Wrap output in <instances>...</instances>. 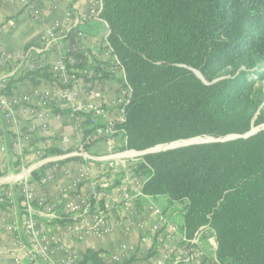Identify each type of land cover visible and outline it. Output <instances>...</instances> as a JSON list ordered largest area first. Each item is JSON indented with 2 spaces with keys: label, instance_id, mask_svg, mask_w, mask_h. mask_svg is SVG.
<instances>
[{
  "label": "trees",
  "instance_id": "1",
  "mask_svg": "<svg viewBox=\"0 0 264 264\" xmlns=\"http://www.w3.org/2000/svg\"><path fill=\"white\" fill-rule=\"evenodd\" d=\"M99 16L108 25L107 39L124 71L119 83L130 87L122 105L124 119L114 124L124 138L118 151L241 135L264 124V0H102ZM66 65L91 67L83 61ZM106 66L115 63L108 59L93 65L100 71L95 77L111 76ZM42 79L56 80L52 67L11 77L3 94L11 95L22 81ZM78 114L90 124L89 113ZM92 132V127L86 128L83 138ZM58 153V148L49 147L45 156ZM140 157L143 163L135 170L146 177L140 192L181 203L180 230L185 237L208 226L214 231L220 264H264V128L247 137L187 144ZM98 204L105 209L101 200ZM72 220L66 216L58 221Z\"/></svg>",
  "mask_w": 264,
  "mask_h": 264
},
{
  "label": "crops",
  "instance_id": "2",
  "mask_svg": "<svg viewBox=\"0 0 264 264\" xmlns=\"http://www.w3.org/2000/svg\"><path fill=\"white\" fill-rule=\"evenodd\" d=\"M30 1L38 11L37 20L31 18L21 0L0 3V62L40 43L75 9L84 18L77 26L81 34L72 32L57 41L56 49L43 60L53 67L60 49L66 53L67 64H79L82 59L91 66L69 68L78 74L72 76L71 90L81 110L91 111L103 101L116 99L121 85L119 71L107 66L111 76L95 77L92 69L91 55L109 32L107 23L95 16L94 0ZM55 89L52 81L44 79L17 83L6 96L17 101L12 118L5 120L0 113V201L9 203L4 208L0 204V264H61L67 258L73 264H115L131 257L135 259L129 264H213L216 241L208 231L198 244L180 238L181 203L140 192L143 182L138 180L145 175L131 173V161L124 159L130 156L126 155L129 150H117L124 144L120 131L111 137H98L88 146V152L103 157L101 160L80 161L78 156H69L82 134L64 98L53 96ZM43 95L52 101L44 102ZM53 106L63 112L55 113ZM115 108H108L107 118L118 117ZM106 117L96 119L102 123ZM49 147L61 153L45 156ZM25 185L32 189L35 237L24 226L29 220L21 209L25 208ZM95 191L105 207L101 221L92 213L68 223L58 221L72 218V207H80ZM160 217L164 222L156 232L153 226Z\"/></svg>",
  "mask_w": 264,
  "mask_h": 264
},
{
  "label": "built area",
  "instance_id": "3",
  "mask_svg": "<svg viewBox=\"0 0 264 264\" xmlns=\"http://www.w3.org/2000/svg\"><path fill=\"white\" fill-rule=\"evenodd\" d=\"M5 0H0V3ZM23 1V4L25 6V9H27L29 15L32 19L37 20L39 19V14L37 9H35V5L30 0H21ZM95 2V16H99V13L102 10V0H94ZM100 17V16H99ZM102 19V18H101ZM84 18L82 15L76 11L75 9L68 13L64 19V21L61 23H56L54 28L49 31L48 35L43 37L38 44H33L27 46L23 51L20 53H17L15 56H5L3 57L1 64V70H0V113L3 117V119L8 120L12 118L14 106L17 104L16 99L9 100L6 98V95L3 94L2 89L5 87V83L12 77L14 79L19 78L20 76L37 70L41 69L42 67L46 66V62L43 60L45 59L44 56H47L51 51L55 50L56 45L58 44L57 41L65 38L68 36L69 33L76 32L77 35H80V30L77 28L78 24H83ZM109 33V32H108ZM103 36L101 39V42L96 49L97 52L93 53L92 56V62L95 65L96 63H100L103 60H110L112 63H115V68L119 71L120 77L124 78V71L122 67L119 65V62L117 60V57L112 53V47L107 39V35ZM59 49V48H57ZM61 50H58V61L56 65L52 67V72L54 74V77H56V80H53L52 83L55 86L54 95L56 94L58 96H61V98H64L65 100V106L68 112L70 113V116L75 120L77 129L82 134V138L78 141L76 148L73 152L69 154L72 156H78L85 160H101L103 157L99 156H93L88 152V149L85 148L86 143H93L97 140L98 137H111L114 135L118 130L115 129L114 124L115 122L123 121V108L122 105L125 104L128 101V98L130 96V87L125 84V86L120 85V90L118 93V96L116 99L109 101H103L101 104L95 106L92 108L91 111H83L81 110V107L75 102L74 96L75 93L71 90V85L67 87H61L59 83L61 84H72L73 78L71 73V70L67 67V59H66V53L60 52ZM82 62V59L80 60ZM102 66V65H101ZM107 67V66H106ZM94 74H97L100 76V71H95L93 69ZM125 83V82H124ZM44 102H51L52 100L49 99L48 95H43ZM52 98V97H51ZM23 100H27V97H24ZM111 103V104H108ZM115 108L116 113L118 117L116 118H107L106 113L108 108ZM106 110V111H105ZM109 111V110H108ZM78 112H85L89 113L90 116V124L85 125L83 121L85 120V117L83 115L78 114ZM108 114V113H107ZM102 116L106 117L104 121H102L103 126L99 127L96 126V123L99 122L96 117ZM93 128V132L89 135H87L85 138H83V131L86 128ZM135 151V150H134ZM134 154V153H133ZM64 156V155H63ZM67 156V155H65ZM129 157V156H128ZM131 157V156H130ZM130 168L131 173L135 176H141L138 175L135 170V164L136 162L133 160H130ZM146 177H141L138 180V183L144 182V179ZM16 181V180H15ZM17 183H20L22 181L17 180ZM143 184V183H142ZM24 191L23 195L25 198V211L27 212L29 216V220L24 224L26 230L29 232V234L32 237L36 236V231L34 229L35 222L32 218V215L34 213V209L31 204V197H32V189L31 186H23ZM140 193V192H139ZM92 204V205H91ZM71 216L73 220H78L80 217H83L84 215H87L89 213L93 214V217L95 219L101 221L102 217L105 216V211L100 208L98 204V193L95 191L93 193L92 197H87L82 205L80 207H72L71 209ZM164 218L160 217L159 222L153 226L154 230L159 231L163 225ZM208 231V233L211 235L212 240L215 239L214 231L212 228L208 226H202L200 227L192 238L185 237L184 233L180 232L181 236L180 238L184 241L198 244L200 242L201 236ZM199 257H201V252H198ZM211 262L213 264H220L216 258L215 254L211 258ZM61 264H73V260L71 258L65 259L63 263Z\"/></svg>",
  "mask_w": 264,
  "mask_h": 264
},
{
  "label": "water",
  "instance_id": "4",
  "mask_svg": "<svg viewBox=\"0 0 264 264\" xmlns=\"http://www.w3.org/2000/svg\"><path fill=\"white\" fill-rule=\"evenodd\" d=\"M194 72L199 77H201V75L199 74V72L197 70H194ZM262 105H264V103ZM262 128H264V124L258 125L256 127H252L249 131H247L246 133L241 134V135L240 134H231V135H227L225 137H219V138L207 136V137H194V138H189V139L178 140V141H174V142L167 143V144H159V145H156L152 148H149V149H146L143 151H137L136 154L143 155V154H146L149 152L166 150V149L175 148L178 146H183V145L193 144V143H202V142H209V141L227 140V139H233V138H238V137H247L249 135L254 134L255 132L259 131Z\"/></svg>",
  "mask_w": 264,
  "mask_h": 264
},
{
  "label": "rangeland",
  "instance_id": "5",
  "mask_svg": "<svg viewBox=\"0 0 264 264\" xmlns=\"http://www.w3.org/2000/svg\"><path fill=\"white\" fill-rule=\"evenodd\" d=\"M262 83H263V85H264V80L262 81ZM258 126V125H257ZM252 127H256V126H252ZM251 127V128H252ZM118 147V146H117ZM124 151H127V150H124ZM123 151V152H124ZM127 155V154H126ZM131 156V157H130ZM129 157H127V158H124V159H126L125 160V162H128V161H130V160H133V161H135L136 162V164L135 165H139V164H142L143 162V160L142 159H140L141 157V155H139V154H136V152L133 154V155H130Z\"/></svg>",
  "mask_w": 264,
  "mask_h": 264
},
{
  "label": "bare ground",
  "instance_id": "6",
  "mask_svg": "<svg viewBox=\"0 0 264 264\" xmlns=\"http://www.w3.org/2000/svg\"><path fill=\"white\" fill-rule=\"evenodd\" d=\"M135 152L137 153V151H130V152H127V155H128V154H129V155H131V154L133 155V153H135Z\"/></svg>",
  "mask_w": 264,
  "mask_h": 264
}]
</instances>
